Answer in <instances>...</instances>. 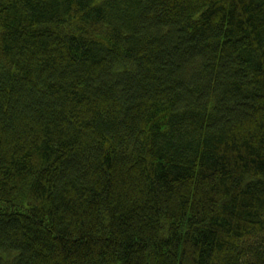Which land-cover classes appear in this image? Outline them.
I'll list each match as a JSON object with an SVG mask.
<instances>
[{"label": "trees", "instance_id": "trees-1", "mask_svg": "<svg viewBox=\"0 0 264 264\" xmlns=\"http://www.w3.org/2000/svg\"><path fill=\"white\" fill-rule=\"evenodd\" d=\"M0 264H264V0H0Z\"/></svg>", "mask_w": 264, "mask_h": 264}]
</instances>
